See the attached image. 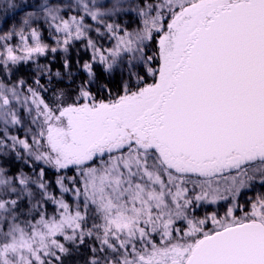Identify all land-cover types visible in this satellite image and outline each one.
<instances>
[{"label": "snow or ice", "instance_id": "obj_1", "mask_svg": "<svg viewBox=\"0 0 264 264\" xmlns=\"http://www.w3.org/2000/svg\"><path fill=\"white\" fill-rule=\"evenodd\" d=\"M0 264H264V0H0Z\"/></svg>", "mask_w": 264, "mask_h": 264}]
</instances>
